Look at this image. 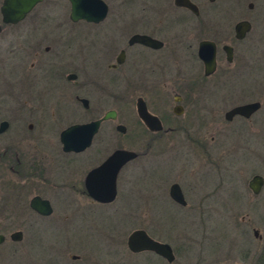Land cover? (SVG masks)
I'll return each mask as SVG.
<instances>
[{"label":"flooded vegetation","instance_id":"flooded-vegetation-1","mask_svg":"<svg viewBox=\"0 0 264 264\" xmlns=\"http://www.w3.org/2000/svg\"><path fill=\"white\" fill-rule=\"evenodd\" d=\"M43 1L14 21H4L0 11L4 218L24 220L29 228L39 220L75 221L73 226L83 227L84 220L92 222L97 206L106 208L117 199V189L148 198L150 220L158 219L159 203L178 209L193 205V210L204 214L201 206L208 199L220 203L233 191L245 202L264 199V159L242 160L250 162L245 177L236 165L242 154L239 143L228 138V131L238 124L250 131L258 121L264 122V91L243 96L244 90H221L218 83L248 74L246 45L261 41L264 35L263 4L256 0H102L105 13L101 20L91 22L70 20L67 0L66 20H55L49 15L54 5L47 11L40 6ZM259 47L257 56L263 44ZM211 52L210 69L205 58ZM260 58L264 63V55ZM63 85L68 90H62ZM213 95L215 101L210 100ZM115 103L124 108L120 115ZM250 103H256V108L247 115H228L232 108ZM139 110L150 116L148 125ZM110 111L112 117L101 119ZM120 116L126 122L129 119L132 130ZM95 120L99 122L85 147L62 148L59 135L63 129ZM127 135L138 150L124 145ZM116 150L133 156L114 175V197L95 199L87 192L90 184L85 178ZM172 161L176 164L172 169L159 172L160 164ZM149 167V172H143ZM207 174L209 182L204 184L202 177ZM93 178L92 185L98 188L108 184L105 172ZM137 180L143 184L140 191ZM48 192L63 195L64 207L57 208ZM34 197L47 201L48 214L30 207ZM135 216L142 219L140 213ZM135 229L168 244L173 253L172 246L155 236L154 230L139 227L119 238L110 233L100 236L99 242L114 246L107 253L88 255L81 247L66 245L75 250L69 256L71 264H125L133 256L160 257L149 250L127 248V236ZM250 230L255 242L263 241L257 228L250 226ZM0 234L2 244L5 235ZM257 259L256 264H264V243Z\"/></svg>","mask_w":264,"mask_h":264},{"label":"rangeland","instance_id":"rangeland-1","mask_svg":"<svg viewBox=\"0 0 264 264\" xmlns=\"http://www.w3.org/2000/svg\"><path fill=\"white\" fill-rule=\"evenodd\" d=\"M256 1L264 5V0ZM52 5L55 10L52 9ZM40 6L47 8V11L53 10L54 13L49 15L55 20H66L68 7L65 0H44ZM262 20L264 21V15ZM82 29L86 30L80 28ZM259 44H263V48L257 56L260 50ZM245 55L250 59L248 74L233 78L231 82L219 81L221 90L241 89L244 90L243 96L247 93L258 95L264 91V63H261L260 58V55H264V35L261 41L254 40L246 45ZM84 65L86 67V60ZM61 89L68 90L64 85ZM210 100H216L214 95ZM114 106L117 107L120 115L124 108L116 103ZM127 120L128 122L124 121L132 130L133 127L129 124V119ZM228 132H230L228 138H235L239 143L238 150L242 154H239L240 162L236 165L247 177L249 173H246L248 172L246 169L250 162L241 161L249 158L256 160L257 156L259 160L264 159V122L258 121L250 131L238 124ZM245 139L247 143L242 145ZM124 143L126 147L138 150L136 142L129 139L128 135ZM174 165L176 164L173 161L162 163L158 167L159 172L169 171ZM72 169V167L69 168V170ZM149 171L150 167L145 168L143 172ZM159 172L157 171L158 174ZM208 177H210L208 174L202 177L205 180L204 184L209 182ZM136 188L139 191L143 188L139 180H137ZM120 192L121 189H117V199L106 208L97 206L92 222L84 220L81 222L86 224L83 227L73 226L75 221L63 224L60 220H54V222L39 220L34 222L33 228H29L24 220L9 221L10 219L4 218L6 210H3L4 204L0 200V232L5 235L4 242L0 244V264H71L69 256L75 250L66 245L81 247L88 255H97L101 251L107 253V250H111L114 246L108 247V241L107 243L99 242L100 236L110 233L119 238L121 234L125 236L130 230L139 227L151 228L161 241L168 242L172 246L174 260L166 263L160 257L146 258L145 255H138L129 258L125 264H256L257 254L264 243V204L261 203L264 201L263 198H253L245 202L244 198L241 199L239 194L233 191L227 194V197H223L220 203L208 199L201 206V209L205 211L204 214H199L197 209L193 210V205L178 209L159 203L156 206L160 211L158 219L150 220L149 213L152 207L148 198L139 199L130 193ZM48 193L57 208L64 207L66 199L63 195ZM165 210H168L170 215L163 217L161 213ZM106 212L108 214H105ZM139 213L142 219L135 216ZM201 215L203 219L200 218ZM250 226L259 230L263 241H254ZM16 229L21 230V239L11 241L7 235Z\"/></svg>","mask_w":264,"mask_h":264},{"label":"water","instance_id":"water-1","mask_svg":"<svg viewBox=\"0 0 264 264\" xmlns=\"http://www.w3.org/2000/svg\"><path fill=\"white\" fill-rule=\"evenodd\" d=\"M40 0H3L0 11L2 14V19L4 21H14L20 19L36 2ZM70 5L69 9V19L75 21L77 19H83L85 21L97 22L102 19L105 13V4L102 0H67ZM183 5L192 8L190 3L182 2ZM203 44H199L198 56L202 57L200 54V48ZM205 63L212 67V52L205 58ZM256 108V103H250L245 105H240L232 108L228 115L235 113L247 115L251 110ZM141 119L148 125L150 122V116L145 111H138ZM113 112L110 111L103 115L101 119L107 117H112ZM99 120H95L89 123L80 125H71L66 127L60 132L59 140L62 144L64 150H79L85 147L92 133L95 131ZM133 154L125 150L114 151L108 159L99 168L95 169L92 174L87 175L86 182L90 184L88 186L87 192L95 199L102 201H109L114 197V175L118 167L125 162L127 159L131 158ZM105 172L107 174L106 186L101 188L96 187V183L92 185V177ZM98 184V183H97ZM173 188L171 187V194L174 195ZM254 192L257 191L256 188L253 189ZM177 199V198H176ZM30 207L40 214H48L50 212L49 205L46 200H40L34 197L30 200ZM9 238L13 241H19L21 238L20 231H13L9 234ZM3 241V235L0 234V243ZM126 246L130 251H142L149 250L160 257H162L166 262H170L174 259V255L168 244L163 242H158L151 239L146 233L141 229H135L131 231L126 240Z\"/></svg>","mask_w":264,"mask_h":264}]
</instances>
